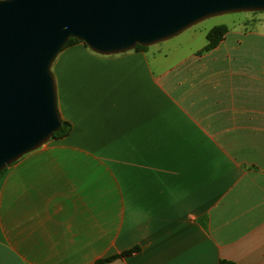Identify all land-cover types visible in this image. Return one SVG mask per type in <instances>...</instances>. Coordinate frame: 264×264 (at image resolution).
Returning <instances> with one entry per match:
<instances>
[{
    "label": "crops",
    "instance_id": "1",
    "mask_svg": "<svg viewBox=\"0 0 264 264\" xmlns=\"http://www.w3.org/2000/svg\"><path fill=\"white\" fill-rule=\"evenodd\" d=\"M213 28L60 53L72 130L0 173V264H264V29Z\"/></svg>",
    "mask_w": 264,
    "mask_h": 264
},
{
    "label": "water",
    "instance_id": "2",
    "mask_svg": "<svg viewBox=\"0 0 264 264\" xmlns=\"http://www.w3.org/2000/svg\"><path fill=\"white\" fill-rule=\"evenodd\" d=\"M264 0H0V173L62 128L52 67L71 39L119 55Z\"/></svg>",
    "mask_w": 264,
    "mask_h": 264
},
{
    "label": "rangeland",
    "instance_id": "3",
    "mask_svg": "<svg viewBox=\"0 0 264 264\" xmlns=\"http://www.w3.org/2000/svg\"><path fill=\"white\" fill-rule=\"evenodd\" d=\"M254 17V13H239V14H228L223 16H217L210 19H207L196 26L188 30H197V29H211L212 27L224 26L226 31L223 34V37L227 34L228 30H240L243 26H250L252 29H264V12L257 13L258 18H254L253 21L246 22L244 18L248 16ZM243 20V21H242ZM182 34V33H181ZM53 71V67H52Z\"/></svg>",
    "mask_w": 264,
    "mask_h": 264
},
{
    "label": "trees",
    "instance_id": "4",
    "mask_svg": "<svg viewBox=\"0 0 264 264\" xmlns=\"http://www.w3.org/2000/svg\"><path fill=\"white\" fill-rule=\"evenodd\" d=\"M225 31H226V29L224 26H219V27L213 28L212 31L208 34V40H209L208 45L200 53L209 52V51L213 50L214 48H216L218 46V44L221 42V40L223 39V34ZM78 43H83V42H80L77 39H71L65 48L72 46V45H75V44H78ZM83 44L86 45L85 43H83ZM144 48L145 47L138 46L136 49L139 50V49H144ZM71 130H72L71 124L69 122L63 120L61 130L53 136L52 140H58V139H62L64 137L68 136L70 134ZM113 259H115V257L100 261L96 264H104V263L112 261ZM221 264H235V263L229 262V261H222Z\"/></svg>",
    "mask_w": 264,
    "mask_h": 264
}]
</instances>
